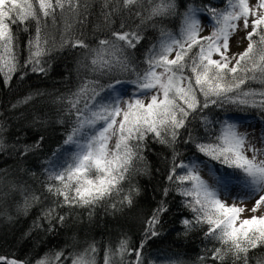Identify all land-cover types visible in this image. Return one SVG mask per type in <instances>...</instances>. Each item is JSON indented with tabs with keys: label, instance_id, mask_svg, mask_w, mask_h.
Listing matches in <instances>:
<instances>
[{
	"label": "snow or ice",
	"instance_id": "6c2138e0",
	"mask_svg": "<svg viewBox=\"0 0 264 264\" xmlns=\"http://www.w3.org/2000/svg\"><path fill=\"white\" fill-rule=\"evenodd\" d=\"M109 2L105 0V8ZM147 2L150 8L146 17L135 13L141 24L176 15V0ZM142 3L123 0L126 9ZM221 3L222 7L213 6L211 0L199 5L188 3L180 13L178 32L161 30L158 43L148 48L142 62H137L128 51L144 39L139 26L125 30L122 21L118 30L97 39L94 46L68 35L72 28L69 19L76 20L82 9L87 10L82 0H0V77L7 83L22 67L47 73L45 57L54 50L55 37H49L45 28L49 19L56 24L59 15L64 21L60 47L83 49L91 72L106 78L107 83L84 80L75 92L61 98L69 126L45 168L49 181L46 191L60 200L56 207H93L114 197H121L117 203L122 206L131 207L133 197L139 195L131 183V173L146 170V166L134 168V162L146 160L143 153L151 138L172 151L167 175L171 187H165L162 194L167 197L171 191L181 197L183 208L191 213L190 218L181 220L185 229L206 227L204 237L220 245L211 250L214 261L223 264L231 255L233 264H248L249 251L264 246V0ZM114 13L119 9L104 13L109 26L114 23ZM202 19L211 28L207 34ZM29 25L28 55L21 65L18 34L13 29L29 32ZM240 32L244 35L235 47L245 42L246 47L233 52V37ZM31 99L28 96L20 103ZM213 108L241 117L254 111L261 126L262 146L249 139L251 133L240 130L254 125L231 116L217 119L206 111ZM197 120L202 135H195L189 127ZM182 130L183 143L191 149L186 157L176 150ZM4 147L0 139V150ZM29 150L25 146L21 154ZM126 181L127 190L123 187ZM257 196L251 207L243 203ZM39 200V196H31V203ZM31 203L25 197V213ZM111 207L115 209L116 203ZM167 211L162 199L145 222L138 244L131 247L130 239L122 238L115 251L106 248L104 264H112L113 257L121 264H157L146 260L144 249L159 235L156 226ZM42 216L51 228V218L58 214L55 208H48ZM58 220L63 222L64 217L58 216ZM96 252L91 245L72 256L71 264H96ZM155 255L161 264H174L170 257ZM61 256L63 252L56 253L55 261ZM126 256L133 258L125 261ZM0 264L30 262L0 255ZM35 264L51 261L45 256Z\"/></svg>",
	"mask_w": 264,
	"mask_h": 264
},
{
	"label": "trees",
	"instance_id": "16d2710c",
	"mask_svg": "<svg viewBox=\"0 0 264 264\" xmlns=\"http://www.w3.org/2000/svg\"><path fill=\"white\" fill-rule=\"evenodd\" d=\"M208 2L176 0V15L156 17L141 24L135 13L139 11L145 17L148 15L150 5L147 0L130 9L124 8L123 0H110L107 8L104 7L105 0H82V3L87 4V10L82 9L78 19H69L72 28L68 35L84 39L94 46L97 39L108 37L111 30H118L122 21L125 30L130 31L139 26L144 39L135 49L129 50L128 55L142 62L148 48L158 43L161 30L178 32L180 13L186 10L188 3L199 5ZM211 2L213 6H223L221 0ZM113 8H118L119 13L112 15L114 23L109 26L104 13ZM63 27L64 21L59 15L56 24L51 19L47 22L45 32L49 37H55V48L45 57L48 60L45 65L48 68L46 74L33 73L22 67L7 83L0 77V139L5 145L0 150V255L28 261L30 264H35L45 256L51 264H71L72 256L94 245L97 249L96 264H104L106 248L115 251L122 238H129L131 247L138 244L145 222L163 199L168 211L161 215L160 223L156 226L159 235L152 237L145 245L146 260L161 264L155 255L159 253L170 257L174 264H221L212 259L211 250L220 245L204 237L206 227L186 230L181 223L185 217H191V213L183 208L181 197L171 191L167 197L163 196V189L171 187L167 175L172 151L151 138L143 153L146 160L134 162V168L145 169L146 166V170L131 173V183L139 189V195L133 197L131 207L117 203L121 197L105 200L93 207H56L60 200L46 191L49 181L45 174V161L61 144L69 126L61 98L75 92L84 80L99 79L101 84L107 83L106 78L91 72L83 49L60 47ZM13 30L18 34L19 58L23 65L28 55L26 42L32 34V28L29 25V32H23L18 27ZM252 87L259 85L253 84ZM28 96L32 97L28 103H20ZM206 111L217 119L227 116L251 120L257 118L254 111L245 117L215 108ZM61 120L64 123H60ZM189 127L195 135L203 134L198 120ZM184 136L182 130L176 150L186 157L191 154V149L184 145ZM37 144L38 147H32ZM25 146L30 150L22 155L21 149ZM123 187L127 190V181ZM33 195L39 196L38 203H31ZM25 197L31 203L26 213L22 210ZM112 203H116L115 209L111 207ZM48 208H55L58 216L64 217L63 222L54 216L50 228L49 220L42 216ZM58 252H63V256L57 262L54 258ZM201 257L204 259L201 260ZM132 258L126 256L124 260ZM112 264L121 262L113 257ZM223 264H233L231 255L225 258ZM248 264H264V246L249 251Z\"/></svg>",
	"mask_w": 264,
	"mask_h": 264
},
{
	"label": "rangeland",
	"instance_id": "374dc122",
	"mask_svg": "<svg viewBox=\"0 0 264 264\" xmlns=\"http://www.w3.org/2000/svg\"><path fill=\"white\" fill-rule=\"evenodd\" d=\"M255 2H256V0H250V3L254 4ZM202 24L205 27L204 34H207L209 31H211V28L208 26L207 21L202 19ZM243 35L244 34L242 32H240V33H237V35L233 37V40H232V51L233 52L243 51V48L246 47V42L244 44H242L240 48L235 47L237 41H239L240 37L243 36ZM125 87L131 88V85H125ZM241 119L247 120L248 123L251 124V125H254V127H252V128L241 127L240 130L241 131H248L249 133H251V135L249 136V139L252 140L256 144L257 147H261L262 145L260 144V141H259V135H260V132H261V126H260L259 120L257 118L256 119H252V120L251 119H247V118H241ZM50 157H51V155L46 159V161H48ZM46 161H45V166L47 167ZM255 199H258V196L255 197L254 199L245 200L243 203L247 207H251L255 203ZM248 214L249 213H245V215H248ZM257 214H259V213H257Z\"/></svg>",
	"mask_w": 264,
	"mask_h": 264
}]
</instances>
